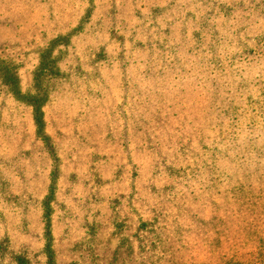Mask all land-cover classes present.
<instances>
[{
  "label": "rangeland",
  "instance_id": "1",
  "mask_svg": "<svg viewBox=\"0 0 264 264\" xmlns=\"http://www.w3.org/2000/svg\"><path fill=\"white\" fill-rule=\"evenodd\" d=\"M245 27L264 31V0H0L45 122L0 84V264H264V132L246 128L264 55H236Z\"/></svg>",
  "mask_w": 264,
  "mask_h": 264
},
{
  "label": "trees",
  "instance_id": "2",
  "mask_svg": "<svg viewBox=\"0 0 264 264\" xmlns=\"http://www.w3.org/2000/svg\"><path fill=\"white\" fill-rule=\"evenodd\" d=\"M242 4V3H241ZM247 8V7H246ZM93 11V9H92ZM233 11V10H232ZM237 11V10H236ZM236 11H234V15H229V22H233L236 20ZM91 8L88 9L86 12V15L81 19L78 27L83 28L85 24L90 23L91 21ZM248 30L247 32L250 33L248 34L251 37V44L246 43V45H237L235 47L236 50V55L243 60V55L242 52L246 54V57L244 59H248L249 57H256V56H261L264 55V29L261 30L262 33L254 36L253 33L254 31L249 30L248 27H245L244 31ZM253 30V29H252ZM243 30L239 33L238 35V40L241 42V36L243 35L242 33L244 32ZM63 39H67L69 42V39L66 38L63 35H58L56 40H54L50 44V49H43V66L41 67L40 73L36 75L35 79H38V81L43 79V84L45 86L43 87V92L47 91V87H50V85L47 83L52 80H56L55 77L61 76L58 69H57V62H54L51 59V51L57 46L59 42H61ZM122 44L124 45L126 43V40H122ZM223 42V41H222ZM248 42V40H247ZM227 45L225 46V51L228 50L229 45L227 41H224ZM216 46V47H215ZM212 49H210L209 54L218 57L219 58V48L221 45H215ZM243 48V49H241ZM243 50V51H241ZM105 56V54L101 55ZM48 58L51 59V61H48ZM105 58V57H104ZM23 69V64L20 62V58L13 53L10 50L9 46L4 45L3 47L0 46V84L2 86V89L6 90L7 95L12 96L13 98L21 101L23 99V103H26L29 107L34 109L35 113V122L37 125L38 129H43L45 126V122L43 120L44 117V102L42 104L40 99V95H27L26 93H23L22 88H21V77H20V71ZM53 76V77H52ZM47 80V83L45 81ZM42 91V90H41ZM252 91V90H250ZM38 92V91H37ZM252 98V97H251ZM261 98H264V91L261 93L259 98H254L249 101V104H247L248 108V113H250V116L253 117V121L251 122L250 125H247V130L250 131V135H253L255 132L258 133H263L264 132V100ZM240 106V105H239ZM246 114V111H242V115ZM244 124L241 123L240 121L238 122V129L242 132H244ZM45 141L48 140V144L51 145V148H54L53 144L50 141V138L48 136L45 137ZM257 139L261 138V135H257ZM43 140V141H44ZM167 162V161H165ZM171 168V167H169ZM264 192V191H263ZM264 196V193L259 198V201L255 207V211L261 210V204H262V199Z\"/></svg>",
  "mask_w": 264,
  "mask_h": 264
}]
</instances>
